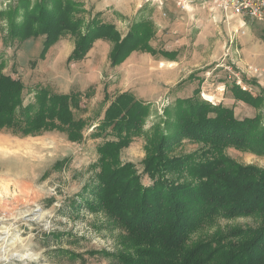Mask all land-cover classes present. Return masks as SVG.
<instances>
[{
	"label": "trees",
	"instance_id": "1",
	"mask_svg": "<svg viewBox=\"0 0 264 264\" xmlns=\"http://www.w3.org/2000/svg\"><path fill=\"white\" fill-rule=\"evenodd\" d=\"M0 20L6 44L42 38L38 60L67 36L74 41L67 65L85 59L97 40L111 44V68L134 51L157 53L150 44L155 35L151 21L135 19L121 36L98 14L86 18L83 4L75 0H16L0 12ZM193 78L190 74L186 80ZM236 82L226 85L230 95L264 113V90L256 80L241 75ZM27 93L33 98L25 104ZM80 99L74 91L28 90L0 62V133L25 138L57 132L79 143L91 127L92 136L102 139L96 146L90 198L81 193L71 204L76 210L83 200L94 202L95 213H104L122 234L125 248L112 256L118 264H264V168L239 164L226 154L234 149L264 156V115L237 118L233 108L211 104L195 89L158 116L146 136L139 173L135 164L121 162V152L145 135L150 103L123 92L93 121L77 114L86 112ZM184 142L196 148L173 153ZM243 217L252 218L255 226H218L220 220Z\"/></svg>",
	"mask_w": 264,
	"mask_h": 264
},
{
	"label": "rangeland",
	"instance_id": "2",
	"mask_svg": "<svg viewBox=\"0 0 264 264\" xmlns=\"http://www.w3.org/2000/svg\"><path fill=\"white\" fill-rule=\"evenodd\" d=\"M15 1L0 0V12ZM154 19L156 37L150 44L156 51L176 52L174 62L159 54L137 52L125 61L123 71L116 72L107 65L110 46L102 44L82 61L67 65L65 56L73 44L70 36L55 43L45 58L38 60L42 38L6 44L8 35L1 20L0 62L4 63V72L20 79L28 90L40 86L54 93L79 92L80 108L86 112L77 114L84 119L96 120L105 107V86L109 100L128 90L137 99L149 102L152 117L143 127L145 135L134 138L121 152V162L135 164L140 173L149 140L146 136L169 105L166 99L172 103L177 94L189 95L199 85L197 81L182 82L189 74L203 81L200 97L203 92L205 99L217 104L222 94L229 96L226 85L232 80L239 84L243 75L260 81L264 69L260 25L255 24L248 33H235L239 19L208 1L187 8L168 2ZM32 98L33 94L27 93L25 104ZM233 107L240 119L264 115L263 110L241 102ZM93 134L95 130L90 127L81 142L72 143L57 132L25 138L0 133V264H118L112 256L125 248L122 234L104 213H95L94 202L87 205L83 200L76 210L71 204L81 193L85 200L90 198L89 183L97 172L93 168L96 146L102 142ZM195 148L184 142L173 153ZM226 154L239 164L264 168L263 155L234 149H227ZM142 182L147 184L146 178ZM218 226H255V221L246 217L220 220Z\"/></svg>",
	"mask_w": 264,
	"mask_h": 264
},
{
	"label": "crops",
	"instance_id": "3",
	"mask_svg": "<svg viewBox=\"0 0 264 264\" xmlns=\"http://www.w3.org/2000/svg\"><path fill=\"white\" fill-rule=\"evenodd\" d=\"M81 3H83V8L86 11V18L98 14L99 15V19L101 21H103L105 23H110V24L114 25L115 26V29L117 30V32L121 36H124L126 34V32L128 30V27H129V25L131 24V22L133 20H135V19H142V20H148V21H151L152 22V24L154 26V32H155L154 38L156 37V29H155L156 28V24L154 22V20H155L154 19V15L156 14V12L158 10H156L151 5H148V4L143 3L142 0H81ZM173 4L175 5L174 2H173ZM236 18L239 19L238 20L239 21L238 22L239 28L235 30V33H236L237 30H242V31L244 30L245 33L246 32L248 33V30L250 32V29L252 28V26H254L255 24L257 26L260 25L259 28H261V31H260L261 38L259 39V42L262 43V45L260 46V48L264 50V22H261L260 23V22H256V21L251 20V19L242 20V19H240L238 17H236ZM258 23H260V24H258ZM234 37H235V35H234ZM72 41H73V39H72ZM102 44H107V45L110 46L109 47V50L107 52V65H108L109 68H111L109 66V58L108 57H109V52H110L112 46L108 42H105V41H102V40H97L93 44L92 48L88 51L86 57L89 55V53L94 49V47L96 45L98 46V45H102ZM73 46H74V41H73V44H72V46L70 48L69 53L65 56V63H66L67 57L69 56V54L73 50ZM256 47L258 48V45H256ZM137 52H139V51L132 52L128 57H130L133 53L135 54ZM161 52L162 51H157V53L155 55L159 54L160 56H162L163 58H165L166 60H168L169 57L163 56L161 54ZM141 53H145V52H141ZM166 53H168L170 55H173V57H170L168 61L174 62L175 61V58H176V55H177L176 52H166ZM146 54H149V53H146ZM155 55H153V56H155ZM128 57L120 65H118L116 67H113V69L116 72H120L119 70L123 71V69H124V63L128 59ZM119 67H121V68H119ZM262 71H263L262 78L260 79V81H256V82H257L258 86L261 89L264 90V69H262ZM188 76H187V78H188ZM186 79L184 81H182V82H184V83L187 84V83H191L193 81H197L199 83V85L197 87H195L189 95L188 94H184V92L181 93V94L179 93V94H177V96L174 99H177V98H181L182 99V98L190 97V96L193 95V92H194L195 89H199V92H200V84H202V82H203L202 79L200 80L198 78V76L196 77L195 75H194V78L192 80H190V81H187ZM182 82H180V83H182ZM184 83H182L181 85H183ZM105 87L103 88V92H104L103 101H104V103L106 102L104 100V98L106 96L107 102L105 103V107H103V110L102 111H104V109L107 107V105L109 104V102L115 97L114 96L111 100H109V96L106 94V91H107L106 88L107 87L106 88ZM244 89H245V87H244ZM123 92H129V91L128 90H126V91H120L118 94L123 93ZM175 92H177V91L175 90ZM227 92H228V90H227ZM253 92L254 93L258 92V89L257 88L253 89ZM130 93H131V91H130ZM202 94H203V92H202ZM174 99H173V101H174ZM139 100L145 101L144 99H139ZM166 102H167V105L171 103L168 100V98L166 99ZM237 102H240V101H236L230 95V93H229V96H227V94L225 93V94H222L221 95V102L219 101V102H217V104L218 103H221L225 107L233 108V111H234L233 105L236 104ZM102 111H101V113H102ZM234 114H235V111H234ZM255 115H253V116H255ZM149 117H152V116H149ZM100 119H101V117H100Z\"/></svg>",
	"mask_w": 264,
	"mask_h": 264
},
{
	"label": "built area",
	"instance_id": "4",
	"mask_svg": "<svg viewBox=\"0 0 264 264\" xmlns=\"http://www.w3.org/2000/svg\"><path fill=\"white\" fill-rule=\"evenodd\" d=\"M143 3L155 6L158 10H162L168 2H174L177 7L187 8L196 2L208 1L216 8L227 12L232 17H238L242 20L251 19L256 22H264V0H142ZM163 6V7H162ZM162 7V8H161ZM223 91V89H222ZM203 100L215 104L208 99H205L201 94Z\"/></svg>",
	"mask_w": 264,
	"mask_h": 264
},
{
	"label": "bare ground",
	"instance_id": "5",
	"mask_svg": "<svg viewBox=\"0 0 264 264\" xmlns=\"http://www.w3.org/2000/svg\"><path fill=\"white\" fill-rule=\"evenodd\" d=\"M165 5H166V4H165ZM154 7H155V6H154ZM162 7H163V6H162ZM162 7H161V8H162ZM155 8H156V7H155ZM163 8H164V7H163ZM156 9H157V8H156ZM157 10H158V9H157Z\"/></svg>",
	"mask_w": 264,
	"mask_h": 264
}]
</instances>
